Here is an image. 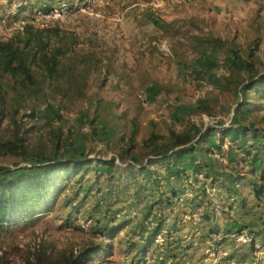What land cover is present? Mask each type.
<instances>
[{"label": "rangeland", "instance_id": "374dc122", "mask_svg": "<svg viewBox=\"0 0 264 264\" xmlns=\"http://www.w3.org/2000/svg\"><path fill=\"white\" fill-rule=\"evenodd\" d=\"M24 23L58 27L61 41L51 36V44L87 55L88 64L80 65L86 78L81 95L64 81H46L47 97L33 116L25 104L7 107L0 140L18 131L25 151L0 150V171L13 173L29 156L53 153L59 144L64 157L87 156L93 163L62 182L48 211L0 226V264H64L96 245L102 250L89 264H264V206L250 200L244 212L248 186L235 185L239 194L226 188L230 167L239 164L216 152L192 159L185 154L166 169L152 161L158 156H148L153 134L240 129L242 123L264 130V97L246 93L261 107L234 115L249 79L245 63L264 73V0H0L1 40ZM195 37L221 42L199 54ZM230 137L222 151L234 158ZM198 159L212 178L194 174ZM98 160L115 166L96 167ZM149 163L160 186L148 184L133 211L134 191L148 175L137 172L134 182L130 169ZM203 215L211 216L219 234L204 236ZM238 233L251 241L237 242Z\"/></svg>", "mask_w": 264, "mask_h": 264}, {"label": "trees", "instance_id": "16d2710c", "mask_svg": "<svg viewBox=\"0 0 264 264\" xmlns=\"http://www.w3.org/2000/svg\"><path fill=\"white\" fill-rule=\"evenodd\" d=\"M61 31L58 27L34 28L30 23H24L21 31H18L7 40L0 39V125L7 112V107L17 108L21 104L29 106L31 116L35 113L37 103L47 97L45 87L46 81H64L68 84V90L78 95L83 94L86 68H80L82 64H88L86 56L75 49L64 47L63 43L51 44L50 37L60 40ZM199 54H206L209 49L221 41L211 37H195ZM71 53L72 56H68ZM81 58V59H80ZM233 58H237L236 53ZM86 62V63H85ZM249 74L245 84L240 83V90L245 92V97L238 102L234 115L242 118L245 112H253L260 108V103H254L246 99V93L254 94L256 97H264V73H257L252 63H245ZM61 88V87H59ZM32 102L34 105H27ZM205 109V107H202ZM58 116V114H57ZM216 135L218 144L211 143L212 135ZM231 135L228 151L234 158L224 155L222 147L224 139ZM164 139V140H163ZM25 139L20 132H15L12 139L0 140V150L8 153L19 154L25 151ZM66 147V145L64 144ZM148 156L158 157L152 160L160 163L166 169L170 165H176L177 160L185 154L188 159L199 156L201 153L209 155L218 153L225 156L229 162L239 164V167H230L233 175L226 188L234 189L235 185H247L253 202L264 206V130H259L252 124L242 123L240 129L233 127H214L204 130L196 128L192 133L180 134L170 132L165 138L163 135H152L148 139ZM241 153H237L236 149ZM64 148L61 144L57 150L49 154H35L29 156L26 165L17 168L13 173L0 171V226L14 224L18 221L31 220L36 215L48 211L49 204L62 192V182L69 181L70 177L82 174L86 168L93 163L87 156L78 158L75 156L64 157ZM151 162V161H150ZM192 165L194 174L212 178L207 164L199 159ZM130 169L131 181L136 180L137 172H145L148 175L146 185H137L133 194V202L129 207L135 211L142 203L144 190L147 185L160 186L157 177L151 175L150 166ZM193 164V163H192ZM95 166L113 169L114 160H98ZM212 184V183H211ZM230 186V187H229ZM247 202H241V208L246 211ZM209 217L203 215L202 220ZM126 224V223H125ZM111 227L108 238L112 239L125 225ZM163 227L158 225L150 234L154 237ZM176 229H167L171 233ZM217 233L215 228H210L206 238ZM220 244V243H219ZM102 248L98 245L88 247L74 258L67 260L64 264H89L99 255Z\"/></svg>", "mask_w": 264, "mask_h": 264}, {"label": "crops", "instance_id": "0c3cea01", "mask_svg": "<svg viewBox=\"0 0 264 264\" xmlns=\"http://www.w3.org/2000/svg\"><path fill=\"white\" fill-rule=\"evenodd\" d=\"M239 194V193H238ZM247 205H249L250 204V200H252V195L251 194H249V192H248V196H247ZM246 208H247V206H246ZM206 216H208L209 217V219L208 220H202V221H204L205 222V224H207L208 225V234H209V232H210V228H213L211 225H210V221H211V216H209V215H206ZM228 227H227V229H230V227H229V224L227 225ZM207 234V233H206ZM215 234H219V231L217 230V233H215ZM213 235V234H212ZM210 238V237H209Z\"/></svg>", "mask_w": 264, "mask_h": 264}, {"label": "built area", "instance_id": "2783aa9c", "mask_svg": "<svg viewBox=\"0 0 264 264\" xmlns=\"http://www.w3.org/2000/svg\"><path fill=\"white\" fill-rule=\"evenodd\" d=\"M235 240L237 242H247V241H251V238L243 233H238L234 236Z\"/></svg>", "mask_w": 264, "mask_h": 264}]
</instances>
